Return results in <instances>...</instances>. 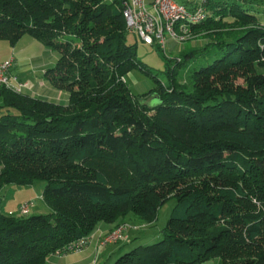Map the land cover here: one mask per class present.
I'll use <instances>...</instances> for the list:
<instances>
[{"label": "trees", "instance_id": "trees-1", "mask_svg": "<svg viewBox=\"0 0 264 264\" xmlns=\"http://www.w3.org/2000/svg\"><path fill=\"white\" fill-rule=\"evenodd\" d=\"M124 1L0 0V41L29 36L56 52L48 80L67 94L64 104L0 88V191L41 182L49 210L6 213L0 197V264L78 253L89 240L69 245L102 223L128 226V238L129 216L151 225L172 198L161 238L121 249L114 264H264L259 0H202L206 19L186 41L202 33L204 47L168 59V83L140 97L124 82L142 70L126 44ZM147 96L157 104L139 101Z\"/></svg>", "mask_w": 264, "mask_h": 264}, {"label": "rangeland", "instance_id": "rangeland-1", "mask_svg": "<svg viewBox=\"0 0 264 264\" xmlns=\"http://www.w3.org/2000/svg\"><path fill=\"white\" fill-rule=\"evenodd\" d=\"M254 10L256 15L264 16V0H259L255 5ZM165 37V48L162 49L157 45H144L137 37V35L127 33L126 44L135 47V58L142 68V70H140L139 68L133 69L124 77V82L133 97H140L144 94H148L150 91L157 88L159 83H168L167 71L170 67L167 62L168 59L182 58L184 52L201 50V48L204 47L205 43V37L202 33L190 36L189 40L184 42H176L168 38L167 35ZM50 52L53 54L54 60L56 62L58 59V54L52 50H50ZM192 69V65L188 63L185 68L178 71L176 80L179 83H188V75L190 74ZM237 82L241 84L242 80H238ZM149 97L150 96H147L146 98L142 100L140 99L139 101L144 105H146V103L157 104L155 100L151 101ZM2 111L3 110L0 109V115L4 113ZM43 189L44 184L41 182L26 187H17L14 185H8L4 187L0 191V197L2 199V207L4 212H12L14 214H17L18 207L21 204L26 202H33L34 207L30 209V216L48 214L49 210L42 201ZM174 204L175 199L172 198L168 200L164 205H162L158 209L154 223L151 225H146L142 222L137 221V219L133 218L132 216H129L125 220V222L134 228L129 229L125 233L128 238H122L114 244H117L116 246L118 247L120 246L122 250H130L139 245H147L149 243L158 241L161 238V231L165 227L169 219L170 212ZM108 225H113V228L108 234L101 238L100 245L103 240H105V238L109 236V234H111L116 230L117 227L120 226L119 221ZM98 228L99 225L96 227V229ZM95 231L96 230H94L91 235ZM114 261L115 260H112V262H107L106 264H114ZM100 262H102V260H100L99 263ZM209 262L212 261H208L207 264H211ZM214 263L220 264L219 260H215Z\"/></svg>", "mask_w": 264, "mask_h": 264}, {"label": "built area", "instance_id": "built-area-1", "mask_svg": "<svg viewBox=\"0 0 264 264\" xmlns=\"http://www.w3.org/2000/svg\"><path fill=\"white\" fill-rule=\"evenodd\" d=\"M122 16L128 33L137 35L144 45H157L162 49L165 48L166 35L176 42H184L188 38V27L206 19L202 7L188 10L176 0H150L149 3L146 0H125ZM11 68V59L0 63V88L3 87L15 93L30 89L28 83L20 82L10 75ZM32 207L33 202L23 203L19 207V212L25 215ZM127 227L126 225L117 227L101 245L105 246L121 240ZM93 236L94 233L88 239H80L74 245H69L68 250L80 251L89 244Z\"/></svg>", "mask_w": 264, "mask_h": 264}, {"label": "crops", "instance_id": "crops-1", "mask_svg": "<svg viewBox=\"0 0 264 264\" xmlns=\"http://www.w3.org/2000/svg\"><path fill=\"white\" fill-rule=\"evenodd\" d=\"M201 1L177 0L179 4L188 9L200 6ZM146 2L149 3L150 0H146ZM10 59L12 60L10 75L30 86V89L22 91L23 94L46 101L64 104L67 102V94L57 91L48 80L47 71L53 68L56 63L49 49L29 36H23L13 46H10L6 41H0V63ZM112 228L113 225L100 224L86 249L63 256L52 255L47 264H98L100 260L102 262L99 264L112 262L116 254H119L121 247L116 246L117 244L100 245L101 238L108 234ZM209 263L215 264L214 261Z\"/></svg>", "mask_w": 264, "mask_h": 264}, {"label": "water", "instance_id": "water-1", "mask_svg": "<svg viewBox=\"0 0 264 264\" xmlns=\"http://www.w3.org/2000/svg\"><path fill=\"white\" fill-rule=\"evenodd\" d=\"M152 100H155V102H158V100H157V98L155 96H152L151 101ZM150 105H153V104H150Z\"/></svg>", "mask_w": 264, "mask_h": 264}]
</instances>
